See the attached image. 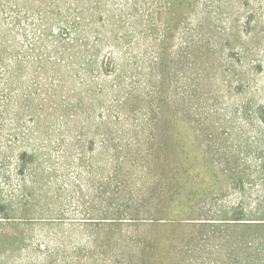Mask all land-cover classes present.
<instances>
[{"label":"rangeland","instance_id":"rangeland-1","mask_svg":"<svg viewBox=\"0 0 264 264\" xmlns=\"http://www.w3.org/2000/svg\"><path fill=\"white\" fill-rule=\"evenodd\" d=\"M101 2L96 62L66 54L54 106L52 62L18 76L36 116L0 178V264H264V0ZM21 39L0 27V56Z\"/></svg>","mask_w":264,"mask_h":264},{"label":"trees","instance_id":"trees-1","mask_svg":"<svg viewBox=\"0 0 264 264\" xmlns=\"http://www.w3.org/2000/svg\"><path fill=\"white\" fill-rule=\"evenodd\" d=\"M87 2H89L88 6L92 9L93 15L96 16L94 19H89L86 16L87 11L90 9ZM21 4L24 6H21ZM101 4V0H19L15 4L11 0H0L2 9L8 11L5 14V23L0 27L7 32L19 31L22 35V39L18 42L20 48L11 55L10 61L0 56L1 180L11 182V173L8 169L9 159L12 157L10 151L15 146L16 140L21 137L25 138L29 132V130L23 131L17 125L21 121L24 111L27 107H32L28 113L30 116L29 122L34 121L36 116V110L33 106L34 101L30 100L31 102L28 104L29 98L26 95H21L15 85L19 81L18 76L32 60L36 59L41 63L52 62L54 74L51 75L47 84L48 88L45 87L44 91L41 89L37 94L45 93L44 99L48 101V104L54 106L56 100L53 93H57L63 81L58 66L68 63L65 60L66 54L71 58L70 63L67 65L76 66V68H80V71H83L90 62H96L99 49L103 46V38L98 30L99 23L104 22L102 18L104 12L101 9ZM92 35H94V38L92 37L91 40ZM4 51L6 50L1 48L0 54ZM126 52L132 56V51ZM86 57H89L88 63L82 64L80 60ZM109 58L110 56L106 57V60L108 61ZM129 61L125 58L121 67L128 65ZM73 63L75 64L73 65ZM106 66L105 64L104 67L106 68ZM115 77L117 80L120 79V75H116V70ZM153 93L156 95L157 91ZM128 97L118 101L120 106L126 107L129 102ZM158 99L162 101L161 98ZM147 105H149L147 107L153 108L151 104L148 103ZM158 105L160 106V104ZM7 122L16 124V126L7 129ZM7 148H10V150L7 151ZM24 156L25 154L21 155L20 159L23 160ZM18 172L23 173V169H18ZM2 189H5V186L0 184V216L3 220H9L14 218L13 215H15L11 212L12 209H16L14 202L16 199L13 197L15 194H12L13 191L15 192V188L10 189V194L2 193ZM166 215L165 213L164 216ZM127 219H133V217ZM232 220H243V218ZM250 226L264 229V222H254Z\"/></svg>","mask_w":264,"mask_h":264}]
</instances>
